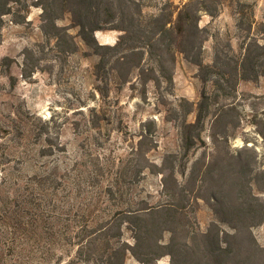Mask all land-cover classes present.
<instances>
[{
    "label": "trees",
    "instance_id": "1",
    "mask_svg": "<svg viewBox=\"0 0 264 264\" xmlns=\"http://www.w3.org/2000/svg\"><path fill=\"white\" fill-rule=\"evenodd\" d=\"M36 4L42 10L40 28L49 42L53 40L60 51L75 53L78 43L69 29L77 27L81 41L98 56L94 68L101 85L96 89L102 97L107 95L108 86L102 83L106 76L101 72L108 68L126 82L132 70L141 69L145 54L157 66L150 68L152 75L148 76L154 81L160 77L172 81L175 54L180 52L198 65L201 80H211L216 88L210 94L202 91L196 106L181 99L185 118L180 123L178 149L164 154L160 164L146 158L137 169L160 176L158 195L163 198L158 200L148 195L125 196L120 170L110 176V168L98 160L87 174L74 172L78 162L66 159L65 146L56 141L58 135L50 137L49 120L44 121L36 132L37 138L43 136L37 153L24 154L18 160L20 165L0 161V190L14 189L12 201L20 214H30L25 227L19 221L18 226L31 233L26 238L33 246L45 244L48 253L58 245L73 248L68 264H123L128 255L140 264H159L162 256L168 257V264H264V245L258 243L252 231L264 223V164H256V152L247 146L235 153L214 147L208 159L204 154L187 173L184 161L198 142L204 143V120L211 113L210 103L220 97L218 92L223 98H235L240 81L264 76V21L257 24V33L244 37L239 51H233L227 41L226 50L216 48L212 63L205 64L200 58L205 39L199 33L203 28L194 14L202 8H194L191 1L181 6L166 1L145 22L136 17L141 7L135 0H37ZM29 7L27 0H0V35L7 16L13 23H23ZM203 10L213 14L207 8ZM66 17L70 24L59 23ZM108 23L122 32L112 45L99 43L94 37V31ZM251 27L249 24L246 29ZM31 53V49H24V77L37 68V62L29 67L26 61ZM9 61L8 57L2 58L7 66ZM234 108L231 102L222 103L212 126L226 110ZM90 111L96 117L91 127H100L94 108ZM194 111V120L187 121L186 116ZM16 130L8 139L16 137L19 143L24 131ZM3 132L11 134L9 129ZM216 136L213 133L211 137L215 140ZM143 141L145 135L140 137L135 153L147 152L139 150ZM29 160L35 164L40 161L31 174L23 167ZM178 174H187L185 180L181 182ZM127 182L134 185L132 179ZM198 199L211 202L213 217L203 231L190 228L186 212L190 202ZM99 204H104L101 212ZM125 228L132 231V242L123 239Z\"/></svg>",
    "mask_w": 264,
    "mask_h": 264
},
{
    "label": "rangeland",
    "instance_id": "2",
    "mask_svg": "<svg viewBox=\"0 0 264 264\" xmlns=\"http://www.w3.org/2000/svg\"><path fill=\"white\" fill-rule=\"evenodd\" d=\"M27 1L30 7L26 21L16 24L7 16L1 29L0 161L8 160L9 166L20 165L18 160L24 154L37 153L43 136L37 138L36 132L44 121L49 120L50 137L58 135L56 141L65 146L66 159L78 162L74 172L85 175L98 160L110 168V176L116 169L120 170V179L125 181V196L148 195L153 200L163 198L158 195L160 176L137 169L141 163H145L146 158L160 164L164 154L178 149L180 123L185 118L181 99H187L196 106L202 91L210 94L216 87L211 80L202 81L198 65L180 52L175 54L172 81L162 77L154 81L148 76L152 75L150 68L157 66L154 59L145 54L141 69L132 70L126 82L105 68L101 75L104 74L106 80L103 79L102 83H107L108 89L107 95L102 97L96 89L97 85H101L94 68L98 56L81 41L77 35L78 28L69 29L78 43V50L75 53L60 51L53 45V40H47L40 28L42 10L36 4L37 0ZM135 1L141 7V14L136 17L144 22L158 13L166 1L176 6L191 1L194 8H202L194 10V14L198 26L203 28L199 33L200 38L205 39L200 58L205 64L212 63L216 48L226 50L227 41L233 51H239L238 46L244 37L248 39V35L257 33V24L264 21V0ZM203 8L213 14L210 15ZM59 23L68 25L70 20L66 17ZM249 24L252 27L247 30ZM113 25L108 23L94 31L99 43L112 45L118 40L122 32ZM259 40L263 42L262 38ZM26 47L32 50L26 60L29 67L37 62L36 70L28 77L21 74ZM4 57L10 59L8 66L2 62ZM218 93L220 97L217 102L210 103L211 113L204 120L201 132L204 143L198 142L184 159L186 173L191 164L204 154L208 159L207 155L214 147L221 152L233 153L242 147H250L257 154L256 164H264V76L240 81L235 98H223L222 92ZM228 102L233 103L235 108L226 110L212 126L221 104ZM91 108L98 115L100 127H91L92 120H96ZM194 117L195 111L188 114L186 119L193 121ZM225 123L228 124L226 127ZM17 127L24 131L19 143L16 137L12 141L8 139L16 134ZM4 129H9L11 136L6 135ZM213 133L217 134L215 140L211 137ZM142 135H145V141L139 150L147 151L144 155L135 153ZM222 135L227 137L226 140ZM39 163L27 161L23 164L24 171L31 174ZM1 167L0 163V173ZM186 175L178 174L179 180L184 181ZM130 179L134 182L133 186L127 182ZM14 195L12 188L0 190V264H68L74 254L73 248L58 245L48 258L50 253L45 244L33 246V242L26 238L31 233L24 232L21 227H25L30 214H20L17 203L12 201ZM103 207L104 204L97 205L99 212ZM186 212L193 230H205L213 217L209 200L191 201ZM252 231L258 243L264 245V223ZM123 239L132 242V231L125 228ZM158 263L168 264V257L162 256ZM123 264L140 263L128 255Z\"/></svg>",
    "mask_w": 264,
    "mask_h": 264
}]
</instances>
